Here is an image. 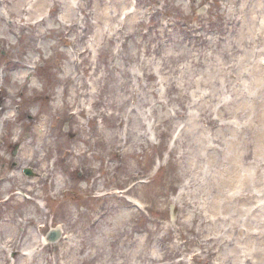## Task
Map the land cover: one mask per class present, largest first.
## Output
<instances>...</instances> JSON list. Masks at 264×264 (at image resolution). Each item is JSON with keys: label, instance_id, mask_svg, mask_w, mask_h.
<instances>
[{"label": "rangeland", "instance_id": "1", "mask_svg": "<svg viewBox=\"0 0 264 264\" xmlns=\"http://www.w3.org/2000/svg\"><path fill=\"white\" fill-rule=\"evenodd\" d=\"M0 106V264H264V0H0Z\"/></svg>", "mask_w": 264, "mask_h": 264}, {"label": "water", "instance_id": "2", "mask_svg": "<svg viewBox=\"0 0 264 264\" xmlns=\"http://www.w3.org/2000/svg\"><path fill=\"white\" fill-rule=\"evenodd\" d=\"M25 173L29 176H33V172L30 169H26ZM61 236L60 230H52L48 235V242H56Z\"/></svg>", "mask_w": 264, "mask_h": 264}]
</instances>
